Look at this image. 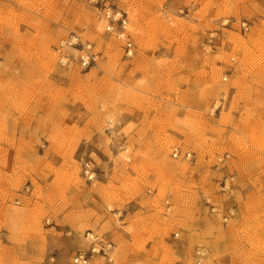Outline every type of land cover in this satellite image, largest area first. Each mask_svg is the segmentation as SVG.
I'll return each mask as SVG.
<instances>
[{
	"label": "rangeland",
	"instance_id": "rangeland-1",
	"mask_svg": "<svg viewBox=\"0 0 264 264\" xmlns=\"http://www.w3.org/2000/svg\"><path fill=\"white\" fill-rule=\"evenodd\" d=\"M110 4L0 0V264H264V0Z\"/></svg>",
	"mask_w": 264,
	"mask_h": 264
},
{
	"label": "built area",
	"instance_id": "built-area-1",
	"mask_svg": "<svg viewBox=\"0 0 264 264\" xmlns=\"http://www.w3.org/2000/svg\"><path fill=\"white\" fill-rule=\"evenodd\" d=\"M88 3L97 10H100L102 13L103 20L105 22V30L108 33L115 34V37L124 42L125 51L128 56H133L135 51V44L132 39V36L128 30V18L126 14L115 8L112 4H110V0H88ZM243 28L245 30L248 29L246 24H243ZM77 49L81 52V56L79 58V64L82 69L89 68L93 63H96V57L92 51V45L88 43H84L81 37L77 34L70 35L63 43L56 49L58 56L61 57L59 63L61 66L65 67L67 64L65 60V49ZM175 155L177 156V152L175 151ZM85 177L92 181L95 179V171L91 168L90 165L84 168ZM102 254L107 257L109 261H112L109 255V247H102L100 250L93 248L92 255H80L75 259V264H90L91 259L94 254Z\"/></svg>",
	"mask_w": 264,
	"mask_h": 264
},
{
	"label": "bare ground",
	"instance_id": "bare-ground-1",
	"mask_svg": "<svg viewBox=\"0 0 264 264\" xmlns=\"http://www.w3.org/2000/svg\"><path fill=\"white\" fill-rule=\"evenodd\" d=\"M73 50H75V49H73ZM75 51L77 52V50H75ZM75 54H76V53H75ZM64 56H65V60H64V61H66V63H67L65 66L67 67V66H69V64H70V62H71V56H70L67 52H65ZM60 59H61V57L59 56V60H60ZM91 235H92V234H90L89 237H91ZM89 237H88V238H89Z\"/></svg>",
	"mask_w": 264,
	"mask_h": 264
}]
</instances>
